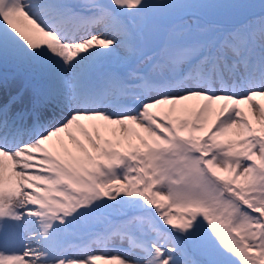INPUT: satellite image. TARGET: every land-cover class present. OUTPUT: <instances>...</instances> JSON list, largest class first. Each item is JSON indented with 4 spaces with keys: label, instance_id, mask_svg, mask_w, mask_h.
<instances>
[{
    "label": "snow or ice",
    "instance_id": "obj_1",
    "mask_svg": "<svg viewBox=\"0 0 264 264\" xmlns=\"http://www.w3.org/2000/svg\"><path fill=\"white\" fill-rule=\"evenodd\" d=\"M98 262L264 264V0H0V264Z\"/></svg>",
    "mask_w": 264,
    "mask_h": 264
},
{
    "label": "rangeland",
    "instance_id": "obj_2",
    "mask_svg": "<svg viewBox=\"0 0 264 264\" xmlns=\"http://www.w3.org/2000/svg\"><path fill=\"white\" fill-rule=\"evenodd\" d=\"M256 2H259V0H256ZM121 246V241H116L114 244L113 243H109L108 247L109 248H114V247H120ZM123 246L127 247V242H123ZM93 247L97 250L103 249L104 245L102 243L100 244H94ZM98 264H102V262H98Z\"/></svg>",
    "mask_w": 264,
    "mask_h": 264
}]
</instances>
